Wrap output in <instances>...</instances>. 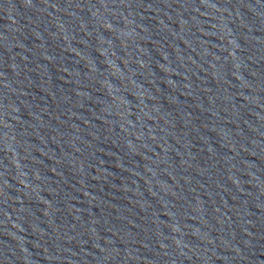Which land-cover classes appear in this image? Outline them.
Segmentation results:
<instances>
[{
	"label": "water",
	"instance_id": "1",
	"mask_svg": "<svg viewBox=\"0 0 264 264\" xmlns=\"http://www.w3.org/2000/svg\"><path fill=\"white\" fill-rule=\"evenodd\" d=\"M0 264H264V0H0Z\"/></svg>",
	"mask_w": 264,
	"mask_h": 264
}]
</instances>
